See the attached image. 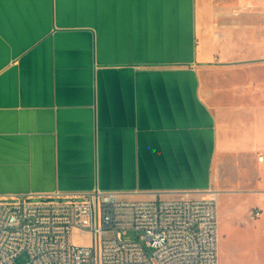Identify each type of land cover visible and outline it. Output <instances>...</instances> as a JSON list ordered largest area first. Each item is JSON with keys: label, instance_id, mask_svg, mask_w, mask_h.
Returning <instances> with one entry per match:
<instances>
[{"label": "crops", "instance_id": "obj_1", "mask_svg": "<svg viewBox=\"0 0 264 264\" xmlns=\"http://www.w3.org/2000/svg\"><path fill=\"white\" fill-rule=\"evenodd\" d=\"M262 4L0 0V198H264Z\"/></svg>", "mask_w": 264, "mask_h": 264}, {"label": "built area", "instance_id": "obj_2", "mask_svg": "<svg viewBox=\"0 0 264 264\" xmlns=\"http://www.w3.org/2000/svg\"><path fill=\"white\" fill-rule=\"evenodd\" d=\"M209 195L126 201L93 191L0 198V264H15L22 255L26 264H219L216 193ZM75 232L89 235L90 246L75 245ZM129 232L140 241H124Z\"/></svg>", "mask_w": 264, "mask_h": 264}, {"label": "rangeland", "instance_id": "obj_3", "mask_svg": "<svg viewBox=\"0 0 264 264\" xmlns=\"http://www.w3.org/2000/svg\"><path fill=\"white\" fill-rule=\"evenodd\" d=\"M262 3L263 6L264 0ZM228 186L227 193H221L217 199L218 263L264 264V198L259 199L260 195L252 196L247 191L239 194L234 192L238 187L231 183ZM256 211L262 212L263 217L253 222L250 217ZM122 239L138 243L140 234L129 232ZM90 240L89 235L81 232L73 235V242L77 246L88 247ZM27 262L24 255L15 260V264Z\"/></svg>", "mask_w": 264, "mask_h": 264}]
</instances>
